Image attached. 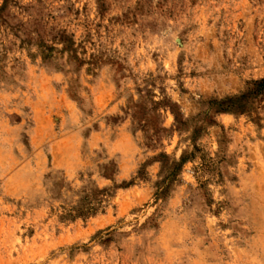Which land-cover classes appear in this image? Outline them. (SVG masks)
<instances>
[{
    "label": "rangeland",
    "instance_id": "1",
    "mask_svg": "<svg viewBox=\"0 0 264 264\" xmlns=\"http://www.w3.org/2000/svg\"><path fill=\"white\" fill-rule=\"evenodd\" d=\"M264 0H0V264H264Z\"/></svg>",
    "mask_w": 264,
    "mask_h": 264
},
{
    "label": "trees",
    "instance_id": "2",
    "mask_svg": "<svg viewBox=\"0 0 264 264\" xmlns=\"http://www.w3.org/2000/svg\"><path fill=\"white\" fill-rule=\"evenodd\" d=\"M262 83H264V82H262Z\"/></svg>",
    "mask_w": 264,
    "mask_h": 264
}]
</instances>
